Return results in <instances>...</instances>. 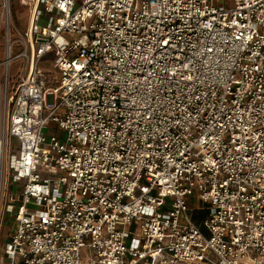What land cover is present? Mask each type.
I'll use <instances>...</instances> for the list:
<instances>
[{
	"label": "built area",
	"instance_id": "obj_1",
	"mask_svg": "<svg viewBox=\"0 0 264 264\" xmlns=\"http://www.w3.org/2000/svg\"><path fill=\"white\" fill-rule=\"evenodd\" d=\"M15 1L0 264H264V0Z\"/></svg>",
	"mask_w": 264,
	"mask_h": 264
},
{
	"label": "rangeland",
	"instance_id": "obj_2",
	"mask_svg": "<svg viewBox=\"0 0 264 264\" xmlns=\"http://www.w3.org/2000/svg\"><path fill=\"white\" fill-rule=\"evenodd\" d=\"M79 5V1L76 2V6ZM1 0H0V62L5 57V50L7 48V45H11L12 48V54H17L22 49V37L23 33L25 32L27 28V19H28V12L27 8L21 4H19L15 0H11V7L10 11L8 12L9 17L7 20H5L3 15V24L1 21ZM51 57V52L47 54ZM6 62V61H5ZM5 62L3 65H0V115L2 116V109H3V76L5 75L6 80L9 79L10 83H16L17 80L20 78L23 68H24V62L22 60H14L11 62L10 66L9 63L7 66H5ZM10 62V61H9ZM45 78L47 80L53 78L55 75L52 73L51 67L43 69ZM4 77V78H5ZM11 89V86L9 87ZM11 93V90H9L8 94ZM1 118V117H0ZM54 126L49 125V128H53ZM56 135H59L58 130H55L54 132ZM20 191V186H17L13 183H10L4 179V185H3V193H12L17 194ZM14 224L9 217L7 213H4L2 216V226L0 229V252L3 247V243L10 231L13 229ZM82 252V251H81Z\"/></svg>",
	"mask_w": 264,
	"mask_h": 264
},
{
	"label": "bare ground",
	"instance_id": "obj_3",
	"mask_svg": "<svg viewBox=\"0 0 264 264\" xmlns=\"http://www.w3.org/2000/svg\"><path fill=\"white\" fill-rule=\"evenodd\" d=\"M9 17V14H8V11H5L4 12V18H5V20H7V18ZM6 57H8V51H6ZM11 62V60L10 59H8V60H6V62H5V66H7L8 65V63L10 64V62ZM5 77V75L3 76V81H4V83H5V81H6V77Z\"/></svg>",
	"mask_w": 264,
	"mask_h": 264
},
{
	"label": "trees",
	"instance_id": "obj_4",
	"mask_svg": "<svg viewBox=\"0 0 264 264\" xmlns=\"http://www.w3.org/2000/svg\"><path fill=\"white\" fill-rule=\"evenodd\" d=\"M198 213L196 214V213H194V214H192V219L195 221V222H198Z\"/></svg>",
	"mask_w": 264,
	"mask_h": 264
},
{
	"label": "crops",
	"instance_id": "obj_5",
	"mask_svg": "<svg viewBox=\"0 0 264 264\" xmlns=\"http://www.w3.org/2000/svg\"><path fill=\"white\" fill-rule=\"evenodd\" d=\"M19 3V2H18ZM20 4V3H19Z\"/></svg>",
	"mask_w": 264,
	"mask_h": 264
}]
</instances>
